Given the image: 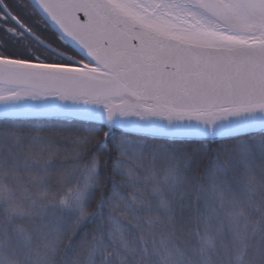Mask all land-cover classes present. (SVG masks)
<instances>
[{
	"label": "snow or ice",
	"instance_id": "1",
	"mask_svg": "<svg viewBox=\"0 0 264 264\" xmlns=\"http://www.w3.org/2000/svg\"><path fill=\"white\" fill-rule=\"evenodd\" d=\"M0 264H264V0H0Z\"/></svg>",
	"mask_w": 264,
	"mask_h": 264
}]
</instances>
